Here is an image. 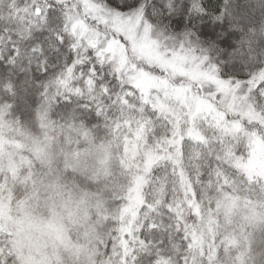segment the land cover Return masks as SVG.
<instances>
[{"label":"snow or ice","instance_id":"snow-or-ice-1","mask_svg":"<svg viewBox=\"0 0 264 264\" xmlns=\"http://www.w3.org/2000/svg\"><path fill=\"white\" fill-rule=\"evenodd\" d=\"M5 5L0 105L13 113L25 105L46 132L57 126L53 111L65 121L59 127L85 138L101 120L110 135L127 126L142 145L136 174L146 189H163L165 203L171 191L186 205L229 186L217 206L242 205L264 233V170L250 166L264 143V0H0ZM242 238L232 264H264V236ZM133 255L117 238L100 264H121V256L141 264ZM13 259L0 253V264ZM185 264H220L219 255L189 251Z\"/></svg>","mask_w":264,"mask_h":264},{"label":"trees","instance_id":"trees-1","mask_svg":"<svg viewBox=\"0 0 264 264\" xmlns=\"http://www.w3.org/2000/svg\"><path fill=\"white\" fill-rule=\"evenodd\" d=\"M6 5L0 7V11H6ZM32 100H39L38 96L28 97L29 103ZM0 113L4 114V121L12 128V135L19 138L25 135L38 136L42 132V124L35 115L25 110V105H21L15 113L11 112L3 105H0ZM62 114H57L55 111L50 112L51 121L56 122L55 127L50 128L54 133L62 131L63 129H71L69 127L61 128L59 125H63L65 121L61 119ZM92 117H88L87 120H91ZM111 123V118L110 121ZM90 135L89 144L94 148L101 146L113 145L118 143L120 138L129 137L125 133L128 131V127H124L120 130H113V134H109V130L105 127L103 121L99 123V127L92 124L89 128ZM115 137V138H114ZM122 140L119 142L121 143ZM6 173L0 172V176ZM134 171L128 168H122L118 165H112L109 173L98 180L92 185L91 191L88 194H92L101 199L104 219L101 222L95 219L88 224L92 226L94 233L97 236V240L91 244L88 256L91 264H100L101 261L106 259L107 255H111V249L113 242L117 240L119 242V225L116 221L121 207L125 203L128 195V190L132 184L131 180L134 177ZM6 181H0V185L7 186L8 189L10 179L6 174ZM28 184V183H27ZM26 184V185H27ZM26 185H18L13 190V195L19 194L20 189ZM147 192V201L145 200V193ZM6 194V192H4ZM3 193V194H4ZM231 188L225 186L217 191L208 193L203 199L194 196V200L199 208L201 217L217 220L220 213L217 206V201H223L225 197L231 195ZM165 193L161 188H148L144 189V202L138 212L137 219L133 225L132 238L130 237L126 251L128 255H133V260H141V264H185V257L188 256V252L192 251V236L191 229L197 224V218L193 214V211L188 206L181 202L179 195H173L171 191L167 193V199L171 203H165ZM241 200L247 198L246 193L240 194ZM255 200V197H252ZM155 200L156 203L150 204L147 208L144 205L148 201ZM98 217V216H97ZM143 229V231H141ZM222 232L228 238L238 241V244L229 246L221 244L219 248V261L220 264H232V260L240 257L242 249L246 245V241L240 238V231L238 228L237 219L226 225L222 226ZM247 233H254L259 240L264 233L261 232L260 226L247 228ZM69 238L75 242L76 237L68 232ZM186 241H190L189 247L186 250L184 245ZM259 250V249H258ZM122 251V250H121ZM95 253V254H93ZM125 259L121 256V260ZM122 260L121 264H123Z\"/></svg>","mask_w":264,"mask_h":264},{"label":"rangeland","instance_id":"rangeland-1","mask_svg":"<svg viewBox=\"0 0 264 264\" xmlns=\"http://www.w3.org/2000/svg\"><path fill=\"white\" fill-rule=\"evenodd\" d=\"M3 117L4 114L0 113V172L8 174L11 183L6 194L0 191V207L3 206L5 199L12 200L14 188L18 185L24 186L27 183H31V179L34 178L31 176L34 156L40 157L45 163H54L58 168L65 170H91L94 180L104 178L109 173L113 164L122 168H128L129 170L131 169L135 173L131 180L132 184L128 190L125 203L116 217L119 225V244L122 252L123 250L126 251L128 246L127 241L130 237L132 238L133 225L144 202L145 186L143 179L136 174L140 167L139 156L142 145H138L135 140L125 136L120 138L116 144L94 148L88 143L89 137L85 138L83 133H78L74 129H63L57 133H54L52 129H48L47 131H50L51 136H56L60 143L57 145L53 141L47 148H42L40 143L44 140L42 133L46 131L43 126L42 132L38 136L25 135L17 138L12 135L13 130L5 123ZM121 140L122 142L119 143ZM65 145L69 150L75 149L76 151L71 155L65 153L57 159L58 154ZM81 149H83V152H81ZM250 166L253 169L264 170V143L257 145L256 156L250 162ZM87 196L88 203L83 208L78 220L88 229L85 232V236L89 240L87 245L89 249L91 244L97 240V236L92 226H88V224L95 221V219L101 222V219H104V215L101 212V199L92 194H87ZM187 203L197 218V224L191 229V236L193 240L192 252H196L198 257L206 259L209 250H211L213 259H215L221 244L226 246H229L228 242H231V246L238 244V241L241 239L238 241L231 238L227 239V236L222 232V226L228 225L232 219H237L240 238L243 237V233L247 228L253 227L254 221L247 218L248 209L242 205L233 207L231 210L220 207L218 219L213 220L201 217L193 195ZM54 231L56 238L61 243L71 247L74 242L69 238L68 231L65 230L63 224L56 225ZM88 258L92 257L88 256Z\"/></svg>","mask_w":264,"mask_h":264},{"label":"clouds","instance_id":"clouds-1","mask_svg":"<svg viewBox=\"0 0 264 264\" xmlns=\"http://www.w3.org/2000/svg\"><path fill=\"white\" fill-rule=\"evenodd\" d=\"M42 135L50 138L41 141L46 148L53 141L59 145L50 131ZM75 151L65 145L57 159ZM33 159L31 183L0 207V253L5 259L14 257L12 264H91L88 229L78 220L96 183L91 170H65L38 156ZM59 224L77 238L71 247L56 238L54 228Z\"/></svg>","mask_w":264,"mask_h":264}]
</instances>
